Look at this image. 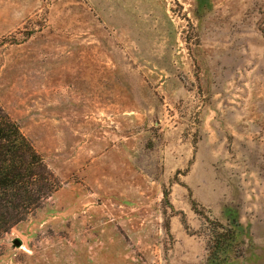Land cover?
<instances>
[{
    "label": "rangeland",
    "instance_id": "rangeland-1",
    "mask_svg": "<svg viewBox=\"0 0 264 264\" xmlns=\"http://www.w3.org/2000/svg\"><path fill=\"white\" fill-rule=\"evenodd\" d=\"M0 107L59 183L0 264H264V0H0Z\"/></svg>",
    "mask_w": 264,
    "mask_h": 264
},
{
    "label": "trees",
    "instance_id": "trees-1",
    "mask_svg": "<svg viewBox=\"0 0 264 264\" xmlns=\"http://www.w3.org/2000/svg\"><path fill=\"white\" fill-rule=\"evenodd\" d=\"M58 188L42 158L0 107V238Z\"/></svg>",
    "mask_w": 264,
    "mask_h": 264
},
{
    "label": "water",
    "instance_id": "water-1",
    "mask_svg": "<svg viewBox=\"0 0 264 264\" xmlns=\"http://www.w3.org/2000/svg\"><path fill=\"white\" fill-rule=\"evenodd\" d=\"M13 245H15L16 247H19L20 246V243L18 241H14L13 242Z\"/></svg>",
    "mask_w": 264,
    "mask_h": 264
}]
</instances>
